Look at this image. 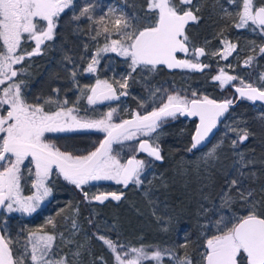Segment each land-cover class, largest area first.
Instances as JSON below:
<instances>
[{"label":"snow or ice","instance_id":"6c2138e0","mask_svg":"<svg viewBox=\"0 0 264 264\" xmlns=\"http://www.w3.org/2000/svg\"><path fill=\"white\" fill-rule=\"evenodd\" d=\"M192 3L193 0H179V5L175 0H146L143 17L138 13L128 14L122 9L109 7L97 21L93 13L98 5L91 2L80 7L77 14L75 0H0V85L7 83L0 94V110H2L0 111V208L9 213L20 212L26 215L36 212L40 202L51 195L52 189L46 182L53 174V170L69 184L81 190L85 200H94L100 204H104L109 198L120 201L123 196L122 191L100 192L90 197L82 186L90 181L110 180L124 188L135 185L139 189L144 183L141 177L146 166L151 162L133 157L123 164L112 154V145L122 140H130L137 135L149 137L139 142V151L146 153L154 161H163L164 157L157 143L158 129L169 117L173 119L177 115L198 117L199 123L192 135L191 147L187 151H200L205 146L220 118L234 103L233 99L220 103L207 97L187 99L179 94L170 93L167 89L156 87L150 90L151 111L145 114L137 112L133 114L132 119L121 123H110L115 109L109 111L104 118L91 119L86 114L85 116L75 114L78 112L76 108L65 107L68 104L67 99L61 102L58 98L48 96L36 97L35 102H29L23 90L25 81L14 79L18 75L26 74V68L17 69L15 65H23L27 58L40 55L42 46L52 47L45 42L54 39L58 20L62 14L67 15L66 10L72 11L71 18L77 22L86 19L103 24L109 15L113 18L116 38H113V33L107 26L103 27V32L106 34L104 46L102 49L98 47L93 53L84 68L85 73H96L101 51L113 52L125 58L130 71L122 81L118 82L120 88L125 90L129 87V79L134 78L133 73L144 74L147 79L150 74L160 70L159 66L201 71L203 67H207L199 59L205 55V49L192 47L186 35V25L190 21L196 22L199 19L192 10ZM196 11H199V7ZM237 15L238 27H245L251 23L259 27L261 34L264 35V4L257 7L254 0H243L242 10ZM91 31H95V35L91 36L93 40L101 35L99 27L94 30L90 28L89 33ZM28 41L34 42L35 45L31 51L23 47ZM235 48L236 45L233 44L226 51L230 54ZM60 50L63 51L62 48ZM87 50L88 46L85 44V51ZM259 51L264 54V46H261ZM190 52L192 58H177V53L188 56ZM84 58L81 57L82 60ZM254 59L255 57L250 56L245 61V67L250 66ZM63 61L74 65L71 76L76 83L78 68L75 66V61L67 53H64ZM65 70L67 71V68ZM213 79L219 81L223 88L238 77L226 75L221 70ZM259 79L261 81L259 85L245 83L240 79L241 86L235 88V92L239 94L238 98L253 104L257 101L264 103V73H261ZM52 91L59 93V89L56 88ZM79 91L81 96L77 98V103L80 98L86 96L89 105L104 100L119 99L120 95L128 94L124 91L117 95L112 84L100 79H97L92 86L85 85L84 88H79ZM192 95L195 97L196 93ZM41 99L43 103L40 102ZM51 104L57 106L56 111L46 109V105ZM5 105L6 109H4ZM144 106L143 103L140 104V107ZM77 130H96L106 133V137L98 148L86 155L61 150L45 137L46 133ZM230 130L236 134V138L231 142L235 153V149L239 144L244 143L251 133L246 127L230 128ZM153 133L157 135L153 136ZM219 148L220 143L214 144L201 158L206 178L211 176V169L215 167V162L219 158L217 155ZM235 154L239 159L233 162L235 175L230 178L228 189L220 195L218 206L213 205L212 208L205 209V212H214L218 218L214 221L209 218V222L217 231L206 238L201 264H264V200H257L253 190H243V181L249 176L256 177L254 171H244L250 168L254 161L246 159L242 153ZM29 157L31 158L29 163L35 168L32 188L36 191L33 195L22 196L21 165H24ZM29 172L31 174V169ZM199 172L198 163V175ZM148 183L151 184V181ZM164 187H167L166 183ZM233 189L239 193V199L247 208V214L238 218L235 213L231 217L224 214L225 210L231 211V204L234 202ZM261 192H264V188ZM203 199L207 200L209 197L203 196ZM47 223L55 229L54 220L49 219ZM89 224H94V220L89 219ZM71 229V236H75L81 230L75 218L71 219ZM108 230L116 231L119 236L115 225ZM92 237L99 240L112 253L114 264H142L143 261L149 260L154 264H162L165 254L170 264H192L187 256L180 257L173 249L159 250L157 247L156 250L149 252L144 246H128L119 240H113L100 231L99 225L95 226L91 237L87 240L90 242ZM54 240V233L37 235L36 232H32L29 234L24 251L14 255L11 248L12 240L0 235V264H28L29 259L31 264H69L67 254H58L54 251ZM64 242L65 245L76 243L71 238ZM85 248V244H77V250L72 252V256L77 259H74L72 264H79L78 258L82 254L81 250ZM89 255H91L90 250ZM96 259L106 264L103 256ZM93 264H96L95 260Z\"/></svg>","mask_w":264,"mask_h":264},{"label":"trees","instance_id":"16d2710c","mask_svg":"<svg viewBox=\"0 0 264 264\" xmlns=\"http://www.w3.org/2000/svg\"><path fill=\"white\" fill-rule=\"evenodd\" d=\"M120 1L122 9L128 14L138 13L143 17L146 11V0ZM227 1L193 0L196 8L199 7V11L194 12L199 19L186 28V35L192 47L202 48L206 44L236 45L234 50L236 61L230 69H225L221 60L207 56L200 59L203 65H207L201 71L168 72L160 67L159 71L150 74L147 79L144 74L133 73L134 78L129 79V87L125 90L128 94L124 95L121 103L131 108L144 99L150 88L164 82L172 84L177 89L192 94L195 92L196 95L221 101L224 100L221 91L210 80L217 71L221 70H226L229 75L237 76L238 79L233 82L238 86H241L240 79H243L245 83H252L257 70L264 62V54L259 51L260 47L264 46V35L261 34L260 28L254 25L237 29L238 17L235 13L219 12L220 8L227 5ZM90 2L98 5V13H93L98 21L99 17L104 14L106 0H75L77 14L80 7ZM66 12L67 15L62 14L60 21L58 20L54 39L46 42V45L52 47L42 46L40 55L27 58L23 65L17 68H26V74L18 75L15 79L25 81L23 90L29 102H35L36 97L46 98L48 96L58 98L61 102L67 99L68 104L65 107L76 108L78 113H86L95 117L100 115L105 108L116 105L117 101L112 105L88 107L86 96L80 98L77 103V98L81 96L79 88H84L85 85L92 86L97 79L107 80L117 87L118 82L122 81L130 69L125 59L103 55L99 57L100 63L96 65V73H85L84 68L91 56L98 47L100 48L105 43L106 34L103 32V27L107 26L111 32L114 31L113 20L107 17L103 24L93 23L86 19L77 22L72 20L71 10ZM97 27L101 29V35L93 40L91 36L95 35V31L89 33V29L94 30ZM85 44L88 46L87 51H85ZM61 48L63 51L60 50ZM64 53L73 58L78 68L76 83L73 82L71 76L74 65L63 61ZM82 56L85 57L83 60ZM181 56L183 55H179ZM250 56L255 59L250 66L245 67V61ZM187 58L191 57L187 56ZM54 88L59 89L58 94L52 91ZM40 102L43 103V99ZM46 109L56 111L57 106L55 104L46 105ZM194 126L195 120L179 117L158 129L157 143L164 157L163 161L151 162L148 165L149 171L141 178L144 183L139 189L135 185H129L128 188L117 190L123 192L120 201L80 206L67 188L55 182L54 179H49L47 184L52 192L47 205L29 217L45 221L52 234H55L57 244L64 243V240L69 238L76 242L69 244L71 246H63L59 250L62 254H68L69 264L77 259L72 256L74 252L72 247L77 249V244L86 245L78 258L79 264H93L94 260L96 264H102L96 259L101 256L106 264H114V257L106 246L94 237L90 242L87 240L91 237L96 225L100 226V231L104 235L113 240H119L125 245L144 246L149 252L156 250L157 247L159 250L173 249L180 257L187 256L192 264H201L206 238L217 231L209 222V218L212 221L218 218L214 212H205V209H210L213 205L218 206L220 195L228 189L230 178L235 175L233 162L239 159L235 153H242L246 159L254 161L250 168L244 171H254L256 177L249 176L245 179L243 190H253L257 200H264V192H261L264 188V108L251 105L246 101H239L218 122L210 143L200 151L189 152L187 149L190 148ZM245 127L251 135L244 143L239 144L234 153L231 142L236 138V134L230 128ZM152 135L156 136L157 133ZM218 143H220V148L217 150L219 158L215 162V167L211 169V176L206 178L201 158L214 144ZM131 146L130 143L122 145L123 156L128 154L126 151H130ZM198 163L200 164L199 175L197 174ZM149 181L151 184L148 183ZM165 183L167 187H164ZM201 188H203V193H201ZM203 196L209 199L205 200ZM232 196L234 202L231 204V211L225 210V216L231 217L233 213L237 218L246 215L247 208L239 199V193L235 189L232 190ZM131 212H137L141 218L131 215ZM72 218L77 220L81 229L75 236L70 235ZM49 219L54 220L55 229L47 223ZM89 219L94 220V224L90 225ZM112 225L116 226L119 236L116 231L108 230ZM89 250L91 255H89ZM142 264H154V262L149 260L143 261ZM162 264H170L166 254Z\"/></svg>","mask_w":264,"mask_h":264},{"label":"rangeland","instance_id":"374dc122","mask_svg":"<svg viewBox=\"0 0 264 264\" xmlns=\"http://www.w3.org/2000/svg\"><path fill=\"white\" fill-rule=\"evenodd\" d=\"M175 3L177 5H179V0H175ZM226 4L227 5L225 7L219 9V12L223 13V14L227 13V12H231V13H235L237 15V13L242 10L243 0H228ZM254 4L258 7V6L262 5V4H264V0H254ZM109 7H115L117 9H122L121 1L120 0H106L104 13H106L108 11ZM181 7H184V6H181ZM192 10L196 13V5H195V3H192ZM97 11H98V7L95 8L94 13L97 14L98 13ZM108 17H110L113 20L111 15H109ZM237 17H238V15H237ZM59 19H61V18H59ZM238 23H239V17L237 19V25H238ZM237 25H236L237 29H244L245 27H247L249 25H252V24L249 23V25H247L245 27H238ZM112 33H113V35H115V29H114V31H112ZM34 46H35L34 42H32V41H28L26 44L23 45V47L26 48L28 51H31ZM103 46L104 45H101L100 48L102 49ZM202 48L205 49V55L201 56V58H206L208 56V57H214L216 59H219V60H221L224 63L225 69H230L232 67V65L234 64L233 62L236 61V55L234 54V50L231 51L230 54H228L227 51H226V49L229 48V45L221 46V45H210V44L208 45V44H206V46L202 47ZM103 55H105V56L108 55V57H110V58L119 57V58L125 59L122 56H117L113 52H103V51H101L100 57H103ZM183 56H186V55L183 53ZM225 56H226V58H225ZM188 57L192 58V55L189 53ZM18 66L19 65H15L14 67L18 68ZM220 72L221 71H219V72L217 71V73L214 76H212L210 78V80L213 81L215 83V85L217 86V88L221 91L224 100L232 99L233 95H232V92L230 91V87L232 85L238 86V84H235L233 81H231L230 83L226 84L223 88H221L220 82L213 79V77L219 75ZM223 72L226 75H229V73L226 72V70H223ZM261 73H264V62H263V64H261V66L259 67V69L256 72L255 77L252 80V83L254 85H259L261 83V81L259 79ZM6 86H7V83L4 84V85H0V94H2V89L4 87H6ZM113 87L117 91V95H119L120 92H124L125 91V89L120 88L119 83H118L117 87H115V86H113ZM157 87L167 89L170 93L179 94V95H181V96H183V97H185L187 99H196V98H198L197 96H199V95H197V96L194 97L192 94H188V93H186L184 91H178L174 87H172L171 85H162V86H157ZM154 88H156V87L150 88L146 92L144 99L141 102H139L138 104L132 106L131 108H127L123 103H121V100L124 98V95H120L119 99H117V104L112 106V107L105 108L100 115L93 117V116H91L89 114H86V113L85 114L87 115L88 118H91V119H101V118H104L105 115L109 111H112V109H115L116 111L113 113V118H112L110 123H120L123 120H126L127 118L132 117L133 114H135L137 112H139L140 114H145L147 111H151V109H152V100L150 98V90L154 89ZM202 97H204V96L200 95L199 98H202ZM224 100H221V101H224ZM141 103H143L145 105L143 108L140 107ZM94 105H96V104H94ZM94 105H89L88 102H87V106L88 107H92ZM6 108H7V106L5 105L4 109H6ZM0 111H2V110H0ZM4 114H6V112H4ZM75 114H78L80 116H85L84 113H78L77 112ZM177 118H179V117L177 116L175 119L169 117L167 119V121L163 123V125L166 124V123L172 122V121L176 120ZM104 134H105L104 132H100V131H96V130H77V131H71V132L46 133L45 137L51 143H53L57 147H59L61 150L71 151L74 154H78V155H86L88 152L94 151L98 147V145L101 142ZM71 135H73V136H71ZM142 139L143 140H147V139H149V137H144V136L137 135V136H134L130 140H122L119 143H114L112 145V149H113L112 154L117 156L118 159L120 160V162L123 163L125 161V159H127L130 156H134L135 155L136 143L138 141L142 140ZM128 142H131L130 144H132L131 149H130V151H126V152H128V154L126 156H123L124 155V151H123L122 145L129 144ZM136 157L140 158L139 160L150 161L149 158H147V157H145L143 155H140V154L137 155ZM30 159L31 158L29 157L25 161V164L21 165V182H20V184H21V195L22 196L33 195L35 193V191H36L35 189L32 188V181L35 180V168H34V165L29 163ZM29 169H31V174L29 172ZM147 171H149L148 165L145 168L144 174ZM143 175H142V177H143ZM50 177H56V178L61 179L62 181L64 180L62 177H60L58 174L55 173V170H53V174L50 175ZM50 177H49V179H50ZM89 184H90L89 187H86V185H87L86 184V185H83L82 188L84 189V191L88 192L90 197L95 195V194H98L100 192H112V191H117V190H121V189L124 188L122 185H118L114 181H110V180L90 181ZM71 191L73 192L74 195H76V193H75L76 191L75 192L73 190H71ZM80 192H81V194H83V192L81 190H80ZM49 198H50V195L48 197H46L43 201H41L38 209H40L41 207L46 205L48 200H49ZM76 201H77L78 205H80V206L87 205L88 203L89 204L93 203L92 201L85 200L84 195H81L79 197L77 196ZM124 212H127V210H124ZM130 214L135 216V217L141 218L140 215L137 214V212H131ZM13 215H15V216L17 215L18 218H20V217H29L30 216V215H26V214H23V213H20V212L9 213L6 210H4L3 208H0V218L1 219L5 218L7 216H12L13 217ZM115 217L117 218L116 215H115ZM116 218H115V220L118 223V220ZM36 234L37 235H42V234H39V233H36ZM27 240H28V238H27ZM27 240H26V242H27ZM79 241L83 242V240L82 241L79 240ZM26 242H21V243L15 242L14 243V255L17 252H21L22 253L24 251ZM68 245H65V242L64 243H58L56 252L58 254H62V253L59 252V250H61L60 248L63 247V246H68ZM69 246H71V245H69ZM72 250L76 251L77 249L72 247ZM29 252H30V246H29ZM28 264H31L30 259L28 260Z\"/></svg>","mask_w":264,"mask_h":264},{"label":"flooded vegetation","instance_id":"af4514ba","mask_svg":"<svg viewBox=\"0 0 264 264\" xmlns=\"http://www.w3.org/2000/svg\"><path fill=\"white\" fill-rule=\"evenodd\" d=\"M179 55H183V53H180ZM181 57H180V59H186L187 58V56H185V57L181 56ZM199 59H201V57ZM162 85H171L172 87H174L178 91H184V92H186L188 94H192V93H190L188 91L177 89L172 84H168V83H165V82L161 83L159 85H155V87L162 86ZM86 104H87V102H86ZM101 105H112V104H101ZM71 136H73V135H71ZM138 142L136 143V152H135V155H134L136 159H138V160L140 159V158L136 157L137 155L140 154V155H143V156L149 158L150 162H159V161H154L150 157H148L147 155H144L143 153H141L138 150V147H137ZM128 143H131V142H128ZM50 179H54L55 182H58L59 184H61L65 188H67L72 194H73V192L71 190H73L74 192L76 191L75 193H76V195L78 197L83 195V194H81L79 189H76L74 185L69 184L65 180L62 181L61 179L56 178V177H50ZM89 186H90V184L88 183L86 185V187H89ZM76 195L73 194L75 199L77 198ZM46 205H44V206H46ZM43 207H41V208H43ZM14 216L15 215H13V217L12 216H7V217H5L3 219L0 218V235H4L6 238H9V239L12 240L11 248L13 250V253H14V243L15 242H17V243L26 242L27 238L29 237V234L32 233V232H36V233H39V234H45V233L52 234L50 228L46 225L45 221H43L41 219H33L31 217H20V218H18L17 215L15 217ZM37 230H41V231H37ZM53 243L55 245L54 251L56 252V250H57L56 238H55Z\"/></svg>","mask_w":264,"mask_h":264},{"label":"water","instance_id":"95a60500","mask_svg":"<svg viewBox=\"0 0 264 264\" xmlns=\"http://www.w3.org/2000/svg\"><path fill=\"white\" fill-rule=\"evenodd\" d=\"M191 24H193L192 21H190V22L188 23V25H186V28H187V26H189V25H191ZM254 26H256V25H254ZM256 27H257V26H256ZM258 28H259V27H258ZM179 54H180V53H177V58H178V59H180V57L178 56ZM159 67L164 68V69H165L166 71H168V72H172V71H184V70H185V71H195V70H190V69H187V68H172V69H169V68H167V67H165V66H159ZM236 87H240V86L232 85V86L230 87V90H231V92L233 93V98H232V99L234 100V103L229 107V109L232 108V107H234L239 101H246V102H248V103H250V104H252V105H258V106L264 108V103H261L260 101H257L255 104H253L252 102H250V101H248V100L239 99V98H238L239 94L235 92V88H236ZM116 92H117V91H116ZM197 97L199 98L200 96H197ZM116 101H117V99H114V100H104V101H102V102L97 103V105H101V104H114ZM216 102L220 103V102H223V101H216ZM226 113H227V112H226ZM226 113H225V114H226ZM225 114H224V116H225ZM177 116L180 117V118H183V119H189V120H192V119H193V120H195V126H194L193 132H192V134H191V138H190V141H191V143H192V135L195 133L196 125L199 123V118H198V117L180 116V115H177ZM224 116H222V117L220 118V120H221ZM130 119H132V117L127 118L126 120H130ZM123 121H124V120H123ZM123 121H122V122H123ZM218 122H219V121H218ZM120 123H121V122H120ZM216 129H217V127L213 130V133L210 134L209 140L206 141L205 146H204L203 148H205V147L210 143V141H211V139H212V137H213V135H214ZM105 137H106V133L104 134V136H103L101 142L105 139ZM101 142H100V143H101ZM139 142H140V141H139ZM139 142H138V144H137L138 150H139ZM100 143H99V145H100ZM99 145H98V147H99ZM98 147H97V148H98ZM190 147H191V144H190ZM203 148H202V149H203ZM202 149H201V150H202ZM193 151H195V150H193ZM140 152H141V151H140ZM141 153H143L144 155H147V154L144 153V152H141ZM131 158H133V156L128 157L127 159H125V161L123 162V164H126L127 161H128L129 159H131ZM106 201L117 202V201H113V200H111V198H109V199L106 200ZM106 201H105V202H106ZM92 202L95 203V204H100V203H98V202H96V201H94V200H92ZM204 244H205V243H204Z\"/></svg>","mask_w":264,"mask_h":264}]
</instances>
